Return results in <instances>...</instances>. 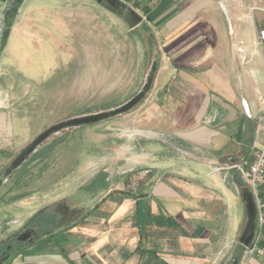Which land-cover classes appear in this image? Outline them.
Listing matches in <instances>:
<instances>
[{
  "label": "crops",
  "instance_id": "obj_1",
  "mask_svg": "<svg viewBox=\"0 0 264 264\" xmlns=\"http://www.w3.org/2000/svg\"><path fill=\"white\" fill-rule=\"evenodd\" d=\"M125 1L143 19L131 31L148 37L159 60L144 104L146 141L134 140L135 155L127 156L144 181L111 183L83 216L25 246L12 264H226L236 256L247 185L218 159L235 152L248 159L264 118V7L249 0ZM24 121L1 89L0 153L30 140ZM103 145L113 156L120 140L106 136L100 157ZM104 172L121 174L114 166ZM244 252L240 264H264Z\"/></svg>",
  "mask_w": 264,
  "mask_h": 264
},
{
  "label": "rangeland",
  "instance_id": "obj_2",
  "mask_svg": "<svg viewBox=\"0 0 264 264\" xmlns=\"http://www.w3.org/2000/svg\"><path fill=\"white\" fill-rule=\"evenodd\" d=\"M249 2L264 7V0ZM5 6L0 0V27ZM22 10L0 64V90L10 93L15 115L25 119L32 136L20 151L0 153V174L49 127L129 101L142 87L153 60L151 42L141 36L142 30H137L140 34L129 30L92 0H27ZM145 101L122 117L48 142L38 152L43 154L34 156L5 189L6 198L0 203V240L29 222L46 225L43 237L49 236L83 216L85 208L95 204L111 183L141 184L143 169L129 170L135 162L129 158L135 155L130 149L133 141H146ZM14 124L18 131L16 119ZM108 135L119 138L120 148L112 156V147L103 145L101 153L105 154L100 157L98 147ZM218 160L230 169L232 160L240 164L247 157L235 152ZM109 166L120 168V176L109 178L104 172ZM100 174L106 175L107 188L88 191ZM136 189L139 192L140 185ZM235 245V254L240 256L242 246Z\"/></svg>",
  "mask_w": 264,
  "mask_h": 264
},
{
  "label": "water",
  "instance_id": "obj_3",
  "mask_svg": "<svg viewBox=\"0 0 264 264\" xmlns=\"http://www.w3.org/2000/svg\"><path fill=\"white\" fill-rule=\"evenodd\" d=\"M98 6L108 11L124 24L128 26L130 30H135L142 23V17L129 5L118 0H92ZM27 0H12L5 6L4 13L1 16L0 27V64L4 57L6 48L9 43V39L13 30V27L18 20L24 5ZM158 55L155 54L152 60V64L144 79V83L139 92L132 97L126 103L114 107L111 109L99 111L96 113L85 114L76 116L65 121L59 122L38 135L33 142L27 145L9 164L6 171L1 177L3 183L8 180L14 172L20 169L23 165L31 161V159L51 140L61 136L64 133L79 130L89 126L105 123L107 121L114 120L122 117L132 110L137 108L150 94L154 80L158 70ZM0 180V184L2 181ZM242 201L246 211V221L244 229L239 238V244L246 249L252 244L255 231L257 213L254 203V199L251 191L247 186L242 187ZM28 244L31 241L27 242ZM241 256L236 258L231 257L232 264H240Z\"/></svg>",
  "mask_w": 264,
  "mask_h": 264
},
{
  "label": "built area",
  "instance_id": "obj_4",
  "mask_svg": "<svg viewBox=\"0 0 264 264\" xmlns=\"http://www.w3.org/2000/svg\"><path fill=\"white\" fill-rule=\"evenodd\" d=\"M2 1L7 5L12 0ZM118 1L128 5L125 0ZM260 40L264 41V30L260 31ZM261 104L264 112V101ZM233 168L251 191L257 213L255 235L252 244L245 249L244 259L257 258L264 262V118L250 147L249 158Z\"/></svg>",
  "mask_w": 264,
  "mask_h": 264
},
{
  "label": "flooded vegetation",
  "instance_id": "obj_5",
  "mask_svg": "<svg viewBox=\"0 0 264 264\" xmlns=\"http://www.w3.org/2000/svg\"><path fill=\"white\" fill-rule=\"evenodd\" d=\"M9 164L0 174V180L4 172L6 171L7 167L9 166ZM25 165H23L20 169L14 172L12 176L8 180H6V182L3 183V180H1L2 184H0V203H2L6 198L4 193L5 189L10 185L11 181L24 168ZM47 230L48 229L46 228V225L38 226L36 224H32L31 222H29V224L27 225L25 224L22 225L21 229H19L15 233H12V235H6L7 240L6 239L4 241L0 240V264H9V263L12 264L15 258L19 255L20 251L25 248V246L31 245L34 242L41 240L43 238L44 233ZM29 241H31L30 244L27 243ZM226 264H232V260Z\"/></svg>",
  "mask_w": 264,
  "mask_h": 264
},
{
  "label": "trees",
  "instance_id": "obj_6",
  "mask_svg": "<svg viewBox=\"0 0 264 264\" xmlns=\"http://www.w3.org/2000/svg\"><path fill=\"white\" fill-rule=\"evenodd\" d=\"M144 32L148 33L149 31L144 29ZM44 147L47 148L48 145H45ZM44 147H42V148H44ZM45 150H47V149H45ZM45 150H44V152H45ZM50 150H51V148H50ZM40 154H43V152L42 153H37L35 156H39ZM106 188H107L106 187V175L100 174L98 179L95 180L94 182H92L90 184V186H88L87 190L88 191H97V190H101L102 191V190H104ZM125 194L129 195L128 192H125ZM242 253H243V247L241 249L240 256L242 255Z\"/></svg>",
  "mask_w": 264,
  "mask_h": 264
}]
</instances>
